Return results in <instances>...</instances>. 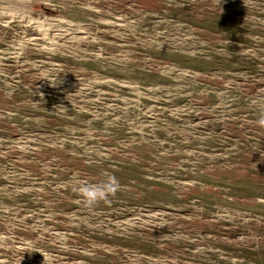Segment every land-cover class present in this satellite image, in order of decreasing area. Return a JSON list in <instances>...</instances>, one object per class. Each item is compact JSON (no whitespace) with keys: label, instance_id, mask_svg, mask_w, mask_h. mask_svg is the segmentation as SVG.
<instances>
[{"label":"rangeland","instance_id":"1","mask_svg":"<svg viewBox=\"0 0 264 264\" xmlns=\"http://www.w3.org/2000/svg\"><path fill=\"white\" fill-rule=\"evenodd\" d=\"M253 101L264 0H0V264H264Z\"/></svg>","mask_w":264,"mask_h":264},{"label":"clouds","instance_id":"2","mask_svg":"<svg viewBox=\"0 0 264 264\" xmlns=\"http://www.w3.org/2000/svg\"><path fill=\"white\" fill-rule=\"evenodd\" d=\"M252 103L258 110L257 123L264 127V103L258 105L255 101ZM102 175L105 177L103 181L93 184L81 183L74 189L86 206L92 207L102 201H107L110 196L114 197L121 190L122 185L115 175L108 172H104Z\"/></svg>","mask_w":264,"mask_h":264}]
</instances>
